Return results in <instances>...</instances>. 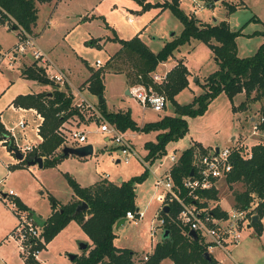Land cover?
Returning a JSON list of instances; mask_svg holds the SVG:
<instances>
[{"label":"rangeland","instance_id":"rangeland-1","mask_svg":"<svg viewBox=\"0 0 264 264\" xmlns=\"http://www.w3.org/2000/svg\"><path fill=\"white\" fill-rule=\"evenodd\" d=\"M53 1L51 5L41 4L38 7V29L40 33H43L35 43L44 53V59L48 65L47 72L51 75L63 72L68 81L64 86L55 83L46 85L44 90L51 92L57 86L72 95L74 105H80L82 98L92 105L93 112L84 111L86 119L74 120L75 123L72 126V130L84 131L87 141L77 145L70 140L68 145L79 147L90 144L93 146L94 154L86 160H78L75 157L63 159L57 166L58 170L47 168L39 170L37 167L19 165L14 157L0 146V264H25V259L28 258H32L39 264H41L40 260L43 264H73L69 260V255H77L80 252L78 247L81 243H85L83 238L86 236L75 223L66 226L63 232L48 244L43 238V241L37 244L41 248L35 246L30 249L40 250L41 255L37 259L32 255L27 257L26 254H21V256L18 243L14 238L7 237L2 242L18 225L17 212L12 204H16L17 201L23 202L28 207L25 206L27 210L24 212L29 213L31 209L38 219L45 220L52 210L49 196L62 204L70 199L71 189L64 179L65 174L70 175L82 187H85L105 174L110 181L117 183L118 179L127 181L146 172L143 181L137 183L134 190L135 210L144 212L145 217L137 223L126 221L118 228L115 226L113 230L114 245L136 252L138 257L135 260H142L144 255L151 253L152 245L160 242L163 236V226L159 223L160 213L158 214L163 195L154 187L152 171L156 168H169L170 164L165 161L166 155L152 163L142 164L139 160L133 159L128 165L116 164L114 161L117 156L116 150L111 142H105V136L97 131V124L94 122L97 120V114L94 111L106 122L108 121L99 109L98 97L88 92V80L94 72L101 71L102 82L105 85L102 98L107 106V112L117 113L131 109L132 116L138 125L142 126L145 123L157 121L165 115H172L173 105L168 101L162 113H155L142 110L133 99L124 95L123 88L135 85L132 61L121 59L113 60L110 64L107 62L115 54L114 51L120 48L118 43L113 42L114 34L123 40L132 39L139 34L141 41L152 52H157L164 43L178 37L183 26L171 10L162 11L157 6L142 10L135 0ZM171 1L149 0V3ZM226 5L236 6L235 11L228 14ZM178 7L186 14L196 16L202 22L215 24L225 21L231 30H241L243 35L236 39L237 54L240 58L252 56L263 41L257 33L264 30V0H220L219 2L178 0ZM129 19L132 23H129ZM18 42L19 35L15 32L0 29V45L7 50L4 54L9 52L8 49H13V44ZM22 57L25 60L27 57L26 62L21 61L26 63L23 64L22 69L30 66L39 68L48 78V73L42 69L41 63L35 61L29 52ZM97 60L101 61L100 67L95 66ZM7 62L4 59L0 68V140L9 135L5 128H11L18 122V114L10 105L11 102L19 94L35 93L42 89L37 81L19 77V65L15 64L14 68H9ZM178 62L185 63L183 64L189 71V78L187 87L174 99L179 105H185L203 93L201 85L204 83V77L215 72L217 65L207 45L191 41L175 51L167 63L158 66L157 72L169 73ZM72 83L76 85V88L71 87ZM243 99L237 96L231 103L226 95L220 94L208 105L203 115L187 118L188 133L178 141L168 143L166 154L175 152L179 157L195 141L214 149L229 147L232 143L231 138L236 137L238 140L234 146H240L247 151H250L251 146L257 142L256 138L264 141V130L253 134V126L258 119L262 102L250 104L249 110L239 112L241 114L234 113L232 104L239 105V101ZM256 117L255 122L249 121L250 118ZM27 119L28 127L25 130L27 140L35 142L34 122L30 117ZM66 135L68 136V133ZM137 135V138L131 139V143L136 152L143 157L145 153L143 144L145 141H154V134ZM246 138L245 145L243 140ZM161 162H163L162 166ZM145 168H150L151 172ZM10 190L15 193V196L3 198L2 195L8 194ZM216 190L218 199L208 201V206L213 208L216 202H220L221 207L218 206L221 210L225 208V211L230 212L235 210L233 193L243 192L244 187L240 183L229 185L225 180H221L216 185ZM262 224L264 227V221ZM152 228L156 230L154 238L150 237ZM229 252H231L232 260L219 249L215 250L214 255H224L227 258L225 264H264V232L258 235L254 233V230H245L242 241L236 248L231 247ZM162 264L172 263L170 260H164Z\"/></svg>","mask_w":264,"mask_h":264},{"label":"trees","instance_id":"trees-1","mask_svg":"<svg viewBox=\"0 0 264 264\" xmlns=\"http://www.w3.org/2000/svg\"><path fill=\"white\" fill-rule=\"evenodd\" d=\"M52 1L0 0V9L14 20L15 23L11 26V30L21 28L31 35L38 19L37 4H50ZM135 1L142 10L153 6L160 7L162 11L171 10L183 26L181 34L164 43L156 53L152 52L138 36L129 40L119 39L116 34L113 36V42L118 43L120 49L108 60L107 64L113 60L121 59L132 61L135 84L153 86L155 91L163 94L166 101L173 105L172 115H165L158 121L149 122L143 126L136 124L129 109L125 112L110 113L106 110L105 102L98 105L106 120L120 132L156 133L155 142L144 144L146 162L152 163L166 155L167 144L178 141L188 133L187 118L203 115L208 105L220 94L226 95L231 103L235 97L243 96L244 99L239 105L232 104L234 113L248 110L252 103L262 102L258 114L264 119V30L257 33L263 41L256 52L250 57L240 58L237 55L236 39L243 34L241 30H231L225 21L215 24L204 23L194 15H188L180 10L178 0L155 4H150L149 0ZM225 7L228 14L236 9V6L226 5ZM6 21L7 16L1 14L0 25H5ZM191 41H197L209 47L217 70L205 78L201 85L203 90L201 95L195 97L189 104L179 105L174 98L188 85L189 73L183 62H178L167 74V81L163 85L154 84L151 74L157 70L160 64L171 59L175 51ZM21 75L25 79L37 81L42 86L53 84L45 76L43 70L33 66L23 69ZM102 78L101 71L94 72L89 78L88 92L91 95L103 97L105 86ZM13 105L34 109L43 118L39 128L42 142L21 165H27L35 157H42L44 158L43 168L56 167L63 160L60 153L56 154V151L64 144L59 128L74 117L85 120L79 109L74 106L72 95L55 86L51 92L19 95L14 99ZM261 129H264V122ZM197 149L201 153L207 151L199 143H193L181 153L178 162L172 167L171 178L176 187H181L182 180L190 176L194 170L193 157ZM243 151L245 149L240 147L233 153V169L225 182L229 185L240 183L244 187L243 192L233 193V208L235 210L247 209L253 200L252 196L258 200L254 210L258 222L252 223L251 227L260 233L261 223L259 221L264 217V141H260L250 148L251 157L249 159L242 155ZM145 173L120 183L100 180L85 188L81 187L71 176L65 174L64 178L72 190L74 200L59 206L56 199L49 196L52 214L45 220V225L41 229V235L46 244L51 242L71 221H74L91 243L87 245L81 255H76L72 261L73 264H162L164 260H170L173 264H219L212 256H210L211 262H208L203 257L207 250L201 240L193 239L186 233V230L179 226L177 216L180 207L176 202L168 204L167 214L159 215V218L164 220L163 235L165 232L167 235L155 245L146 261L135 260L138 254L129 249L115 247L114 227L120 220L125 219L126 212L137 211L134 206L135 185L143 181ZM198 194L207 201H217L218 199V192L215 188L199 191ZM83 202L87 204L88 208L77 212V207ZM16 206L18 209L27 210L25 205L19 201L16 202ZM30 213L34 215L32 211ZM212 214L218 218L227 217V212L221 210L219 206L212 209ZM25 264L39 263L28 258L25 259Z\"/></svg>","mask_w":264,"mask_h":264},{"label":"built area","instance_id":"built-area-1","mask_svg":"<svg viewBox=\"0 0 264 264\" xmlns=\"http://www.w3.org/2000/svg\"><path fill=\"white\" fill-rule=\"evenodd\" d=\"M194 13V12H193ZM1 14L7 16L5 25L10 29L15 23L14 20L9 17L4 11L0 9ZM132 20L129 19V23ZM11 30V29H10ZM19 35V42L8 53H0V62L4 58L9 60L13 59L14 54L24 55L30 53L35 61H39L42 65V69L47 72V61L44 59V53L35 45L34 39L31 35L24 32L21 28L13 30ZM95 66L100 67L101 61H95ZM48 73V72H47ZM167 72H160L157 70L151 74L152 82L156 85H163L167 81ZM48 79L52 83L59 86H64L67 83V76L63 72H57L51 75L48 73ZM129 97L135 101V103L142 109L150 110L155 113H162L166 108V97L163 94L155 91L153 86H145L143 84H135L129 88ZM76 106V105H74ZM80 113L86 119V112H93L92 105L89 104L84 98L81 99L80 105L76 106ZM21 112V116L18 122L11 128H5L9 134L0 140V146H3L9 154L14 157L16 163L21 164L26 161L28 155L37 150L41 137L39 135V128L43 121L42 116L34 109L24 110L18 109ZM97 114V120L94 121L97 124V131L103 134L108 142H111L113 148L117 152L115 162L128 165L131 160L137 159L142 161L140 155L136 152L130 140L123 132H120L114 125H110L106 122L101 115ZM27 114H30L36 133L38 142L28 141L25 130L28 127ZM264 122L262 117H258L256 123L253 126V134H257L261 129V125ZM33 129V128H32ZM64 144L60 146V149L68 147L69 141L75 142L77 145H81L87 141V137L84 131L81 130H69L64 132L59 130ZM68 133V136L66 135ZM21 136V137H20ZM15 149L19 154L23 156L22 160L15 158L14 152L9 149ZM240 146L231 147H218L207 150L205 153H201L200 150H196L193 157L192 176H188L182 180L181 187H176L171 178V169L178 162V158L174 152L166 154L165 160L171 164V168L167 170L161 177L156 180V186L160 187L163 191L162 207L168 206L171 202H176L179 207V213L177 216V222L179 226L186 230L189 234L193 231L197 238L206 247L207 253L212 256L215 250H222L226 255L229 253L231 247L237 246L243 237V232L248 230L252 224L254 216V210L258 204V200L252 196L253 200L249 204V207L245 210H233L227 212L226 218H218L212 214V209L205 203L198 192L216 189V185L219 181L225 180L227 176L232 172V155L239 150ZM242 155L245 158H250V151H243ZM13 191H8L7 196H14ZM203 204H206L205 206ZM16 209L18 216V225L8 235L10 238H14L18 243L20 249V255L26 254L27 257L33 256L35 259L40 255V250L32 249L33 245L37 246L38 243L43 241L42 231L35 222L34 215L30 212L26 213L25 210H20L16 204H12ZM144 218V212L141 211H128L125 215L126 221L139 222ZM161 226L164 225V220L159 218ZM156 230L154 228L150 231L151 238L155 237ZM21 255V256H22ZM213 257V256H212ZM143 260H147V256H143Z\"/></svg>","mask_w":264,"mask_h":264},{"label":"crops","instance_id":"crops-1","mask_svg":"<svg viewBox=\"0 0 264 264\" xmlns=\"http://www.w3.org/2000/svg\"><path fill=\"white\" fill-rule=\"evenodd\" d=\"M54 2V1H53ZM41 4H37V9H38V7L40 6ZM48 5H51V3L50 4H48ZM38 12H39V9H38ZM196 17V16H195ZM132 23V22H131ZM205 23V22H204ZM208 24H210V23H208ZM38 19H37V22H36V25L33 27V29H32V34H31V37L34 39V42L36 41L37 42V40H38V38H40L41 37V34L43 33H40L39 32V29H38ZM1 28H4V29H7L8 31H12V32H15V31H13V30H10L6 25H0V29ZM43 31H44V28H43ZM16 33V32H15ZM17 34V33H16ZM135 36H138L139 37V34H137V35H135ZM140 38V37H139ZM173 38V37H172ZM141 40V39H140ZM170 41V40H169ZM35 45H36V43H35ZM13 46L15 47L16 46V43L15 44H13ZM39 46V45H38ZM99 46H101V45H99ZM120 46V45H119ZM13 47V48H14ZM38 48V47H37ZM120 49V48H119ZM9 50V52L12 50V49H8ZM41 50V49H40ZM5 51H7V50H4L3 49V47L0 45V53L1 54H4V52ZM42 51V50H41ZM115 53L117 52V51H114ZM158 52V51H157ZM156 53V52H155ZM237 53H238V48H237ZM238 55V54H237ZM24 57H22V55H19V54H14V56H13V59L12 60H9L8 58H4V59H6L8 62H7V65H8V67L9 68H14V65L15 64H17V65H19V77H21V78H23V76L21 75V73H22V68H23V64H26V63H22L21 61L22 60H25V59H23ZM3 59V60H4ZM3 60L0 62V68H1V63L3 62ZM26 60H27V57H26ZM26 60H25V62H26ZM19 63V64H18ZM167 63V62H166ZM184 63V62H183ZM163 64H165V63H162V64H160V65H163ZM185 64V63H184ZM159 65V66H160ZM158 68V67H157ZM160 68V67H159ZM217 70V69H216ZM215 70V71H216ZM189 72V71H188ZM209 76V75H208ZM207 76V77H208ZM189 77H187V79H188ZM206 77H204V79H205ZM103 79V78H102ZM12 83V82H11ZM104 84V83H103ZM73 85V86H72ZM42 86V85H41ZM105 86V85H104ZM71 87H74V88H76V85H74L73 83L71 84ZM42 89L39 91V92H35V93H28V94H38V93H41V92H46L44 89L46 88V86H42L41 87ZM129 88L130 87H125V88H123V90H124V95H125V92H126V90H129ZM19 95H27V94H19ZM19 95H17V96H19ZM126 96V95H125ZM127 98H129V96H126ZM239 97H243L242 95H239ZM234 99H236V97L234 98ZM241 100V99H240ZM239 103H240V101H239ZM238 103V104H239ZM136 104V103H135ZM10 105H12L14 108H15V110H16V112H17V114H18V118L17 119H19V117L21 116V112L18 110V109H24V110H29V109H25V108H21V107H16V106H14L13 105V101L11 102V104ZM137 105V104H136ZM233 105H235V106H237V104H233ZM138 106V105H137ZM140 107V106H139ZM106 108H107V106H106ZM141 108V107H140ZM142 109V108H141ZM142 110H146V109H142ZM249 110V109H248ZM130 113H131V117H132V119L134 120V117L132 116V111H131V109H130ZM235 113H239V112H235ZM239 114H241V113H239ZM243 114V113H242ZM26 117L27 118H31V116H30V114H27L26 115ZM257 117H259V115L257 116ZM257 117L256 118H250L249 119V121L251 122V123H253V122H255L256 120L255 119H257ZM32 119V118H31ZM77 119L78 120H80L79 118H77V117H74L73 119H69L68 121H66L64 124H62L61 125V127L59 128V129H61L62 131H64V132H69V130H72V126H73V124L75 123L74 122V120L75 121H77ZM159 120V119H158ZM157 120V121H158ZM135 121V120H134ZM136 122V121H135ZM153 122H155V121H153ZM137 123V122H136ZM149 123V122H148ZM146 124V123H145ZM137 125H138V123H137ZM138 126H141V125H138ZM143 126V125H142ZM125 135H126V137L130 140V142H132L131 141V139H135V138H137L138 137V135L137 134H143V133H136V132H131V131H126L125 133H124ZM149 134H151V133H149ZM152 134H154V138H155V136H156V133H152ZM258 136V135H257ZM247 138H249V137H247ZM247 138L246 139H244L243 141V144H245L246 145V140H247ZM258 138H260V136H258ZM237 138L236 137H233V138H231V145H235L236 144V142H237ZM256 140H257V142L255 143V144H257L258 142H260L259 141V139H257L256 138ZM104 141L105 142H108L107 141V138L106 137H104ZM36 142H38V139L36 138ZM42 142V138H41V141H39L38 143L40 144ZM146 142H155V140L154 141H145L144 142V144L146 143ZM194 143H199L200 145H202L200 142H198V141H195ZM132 144V143H131ZM144 144H143V148H144ZM193 143H191L190 145H192ZM254 144V145H255ZM133 145V144H132ZM231 145L229 146V147H231ZM253 145V146H254ZM69 147V146H68ZM133 147H134V145H133ZM202 147H204L205 149H207V150H210V149H213L212 147H205V146H203L202 145ZM252 147V146H251ZM218 148V147H217ZM61 150L62 149H58L57 151H56V154L57 153H60L61 154ZM250 150V149H249ZM145 151V150H144ZM175 153V152H174ZM93 154H94V149H93ZM176 154V153H175ZM145 155H146V151H145V153H144V156L143 157H141L140 156V158L142 159V161H140L142 164H145V159H144V157H145ZM93 156V155H92ZM92 156H90V157H92ZM70 157H73V156H70ZM70 157H68V158H70ZM90 157H87V158H90ZM76 158V157H75ZM87 158H83V159H79V158H76V159H78V160H86ZM43 159V162H44V158H42ZM65 159H67V158H65ZM165 161H167V160H165ZM168 162V161H167ZM169 163V162H168ZM59 164V163H58ZM58 164L56 165V167H54V168H47V169H51V170H58V168H57V166H58ZM116 164H119V162H117L116 161ZM170 164V163H169ZM161 166L163 165V162H161V164H160ZM160 166V167H161ZM32 167H37V166H32ZM171 168V164H170V167L169 168H156L154 171H152V174H153V176H154V180H155V184H154V187H155V189H156V191L157 192H161L162 194H163V191H162V189L160 188V187H157L156 186V180L159 178V177H161L167 170H169ZM37 169H39V168H37ZM42 169H45V168H41V169H39V170H42ZM145 169H148L149 171H150V168H145ZM151 172V171H150ZM64 176V175H63ZM70 176V175H69ZM73 178V177H72ZM65 179V178H64ZM74 179V178H73ZM75 181H76V179H74ZM100 180H108L109 182H114V181H110L109 179H108V175H104V176H102V177H100L98 180H96L94 183H92L91 185H88V186H85V187H90V186H92L93 184H95L96 182H98V181H100ZM119 180L120 179H118L116 182L118 183L119 182ZM122 180V179H121ZM3 181V180H2ZM66 181V180H65ZM123 181V180H122ZM77 182V181H76ZM67 183V182H66ZM78 183V182H77ZM79 184V183H78ZM68 185V184H67ZM80 185V184H79ZM81 186V185H80ZM82 187V186H81ZM85 187H83V188H85ZM12 191V190H11ZM14 193V192H13ZM15 194V193H14ZM15 196V195H14ZM14 196H7V194L6 195H2V197L3 198H5V197H14ZM74 200V195H73V193H72V190H71V197H70V199L66 202V203H64V204H62V203H60V202H58L57 200V202H58V205L60 206V205H66V204H68V203H70L71 201H73ZM205 201V200H204ZM208 201L206 200L205 201V203H207ZM23 205H25L26 206V204H24L23 202H21ZM215 203V202H214ZM208 205V204H207ZM215 205L216 206H220V202H216L215 203ZM27 207V206H26ZM161 207H162V204H161V206H160V208H159V210H158V214L160 213L159 211L161 210ZM221 207V206H220ZM28 208V207H27ZM214 208V207H213ZM225 209V208H224ZM223 209V211H225ZM30 211H31V209H30ZM225 212H227V211H225ZM51 214H52V210H51ZM50 214V215H51ZM49 215V216H50ZM48 216V217H49ZM255 216V215H254ZM47 217V218H48ZM144 217H145V213H144ZM46 218V219H47ZM45 219V220H46ZM45 220H43V221H45ZM263 221H264V217L259 221L260 223H261V232L260 233H258V235H261V234H263V232H264V227H263ZM125 222H126V220H125ZM124 222V223H125ZM70 223H75L79 228H80V226L76 223V222H74V221H71ZM69 223V224H70ZM68 224V225H69ZM67 225V226H68ZM123 225V224H122ZM81 229V228H80ZM64 230V229H63ZM63 230L57 235V236H59L62 232H63ZM249 230H254V228L253 227H251V225H250V227H249ZM84 233V232H83ZM254 233L256 234L257 232L254 230ZM56 236V237H57ZM7 237H8V235L3 239V241L2 242H4L6 239H7ZM55 237V238H56ZM151 237V236H150ZM83 240H84V242H85V244H89L90 245V240H89V238L87 237V236H85V238H83ZM158 242H156L154 245H152V247H151V253H152V251H153V249H154V247H155V245L157 244ZM116 247V246H115ZM235 248L237 247V246H234ZM117 248H119V247H117ZM47 249V248H46ZM78 249H79V253L77 254V255H81L82 254V252L83 251H81L80 250V248L78 247ZM121 249H123V248H121ZM231 249V248H230ZM136 253V252H135ZM151 253H147L146 255H144V256H148L149 254H151ZM40 255H41V253H40ZM39 255V256H40ZM38 256V257H39ZM213 256V258L219 263V264H225V261L227 260V258H232V256H231V252H229L227 255H226V257L224 256V255H218V256H215L214 254L212 255ZM21 257V256H20ZM22 259V258H21ZM232 260V259H231ZM23 261V260H22ZM24 263V262H23ZM40 263L41 264H43V262H42V260H40ZM162 263H163V261H162ZM172 263V262H171ZM173 264V263H172ZM235 264H239V263H235Z\"/></svg>","mask_w":264,"mask_h":264},{"label":"water","instance_id":"water-1","mask_svg":"<svg viewBox=\"0 0 264 264\" xmlns=\"http://www.w3.org/2000/svg\"><path fill=\"white\" fill-rule=\"evenodd\" d=\"M213 2H219L220 0H211ZM126 96H129V90H126L125 92ZM104 103V99L102 97H98V104H102ZM9 149H11L14 152L15 158L18 160H22L23 156L21 154H19L15 149H12L11 147H9ZM216 151H218V148L216 149ZM93 155V146L88 144V145H84V146H79V147H64L61 150V157L63 159L68 158L70 156L79 158V159H83V158H87ZM43 159L42 157H35L33 158L31 161H29L27 163L28 167H32V166H37V168L41 169L43 168ZM192 176V173L191 175ZM122 180L120 179L118 183H120ZM88 208L86 203H82L80 206L77 207V212L80 211H84ZM169 211V208L167 206H164L160 212L161 215H165L167 214ZM34 222L35 224L39 227V228H43L45 225V221L38 219L35 215H34ZM125 219L120 220V222H118L116 224V228H118L119 226H121L122 224H124ZM258 222V217L257 216H253L252 219V223H257ZM167 235V233L165 232V234L162 236V239L165 238ZM189 236L192 237L193 239H197L196 234L193 231L189 232ZM87 247V244L85 243H81L79 245V248L81 251H84ZM76 257V255H69V260L70 262H72L74 260V258ZM203 257L208 261L211 262V257L208 253H205L203 255Z\"/></svg>","mask_w":264,"mask_h":264}]
</instances>
